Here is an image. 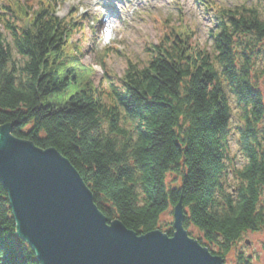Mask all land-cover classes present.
I'll return each instance as SVG.
<instances>
[{
    "label": "trees",
    "instance_id": "16d2710c",
    "mask_svg": "<svg viewBox=\"0 0 264 264\" xmlns=\"http://www.w3.org/2000/svg\"><path fill=\"white\" fill-rule=\"evenodd\" d=\"M57 2L0 3V129L55 150L107 224L118 221L137 236L158 230L171 237L172 225L160 217L178 204L187 235L222 259L247 233L262 232L264 0L217 7L210 46L192 42L181 21L162 22L156 45L107 88L80 72L79 42L72 52L68 40L81 25L72 15L58 19ZM70 90L64 104L47 103ZM167 174L180 178L179 187L166 189ZM0 264H39L16 236L1 184ZM235 264L249 262L240 252Z\"/></svg>",
    "mask_w": 264,
    "mask_h": 264
},
{
    "label": "water",
    "instance_id": "95a60500",
    "mask_svg": "<svg viewBox=\"0 0 264 264\" xmlns=\"http://www.w3.org/2000/svg\"><path fill=\"white\" fill-rule=\"evenodd\" d=\"M0 184L16 236L39 264H223L187 235L184 212L172 209V234L137 236L107 224L89 189L53 149L40 150L0 129Z\"/></svg>",
    "mask_w": 264,
    "mask_h": 264
},
{
    "label": "rangeland",
    "instance_id": "374dc122",
    "mask_svg": "<svg viewBox=\"0 0 264 264\" xmlns=\"http://www.w3.org/2000/svg\"><path fill=\"white\" fill-rule=\"evenodd\" d=\"M22 1L35 4L43 0ZM57 1L55 16L64 21L72 15L75 17L73 21L81 25V35L76 33L68 40V44L72 47L70 51L79 42L77 46L82 53L80 72L85 73L95 87L102 88H107L110 82L118 83L128 61L144 59L143 49L156 45L162 22L166 21L168 25L178 26V21H181L192 31V42L210 46V35L216 25L217 7L232 8L243 2L246 6L255 3V0ZM262 4L259 3L258 6L261 8ZM261 13L264 17V10L261 9ZM261 46L263 49L259 50L264 51V41ZM113 47L117 49L116 53L110 52L109 49ZM259 67L256 64V69ZM259 88L264 92V75L259 80ZM73 94L74 91L70 90L66 95L47 99V103L62 105ZM231 107L232 123L236 124V106L233 104V99ZM234 139L235 135H232L230 141L232 151H234ZM179 183V177L173 174L166 175V189L177 188ZM160 223L167 225L172 223L170 212L160 217ZM191 235L197 236L198 233L191 229ZM240 252L249 264H264V230L260 233H247L241 245L225 258L224 264H235L236 254Z\"/></svg>",
    "mask_w": 264,
    "mask_h": 264
},
{
    "label": "bare ground",
    "instance_id": "6f19581e",
    "mask_svg": "<svg viewBox=\"0 0 264 264\" xmlns=\"http://www.w3.org/2000/svg\"><path fill=\"white\" fill-rule=\"evenodd\" d=\"M207 250V249H206ZM208 251V250H207ZM209 252V251H208ZM210 253V252H209ZM224 260V262H225V259H223ZM224 264V263H223Z\"/></svg>",
    "mask_w": 264,
    "mask_h": 264
}]
</instances>
